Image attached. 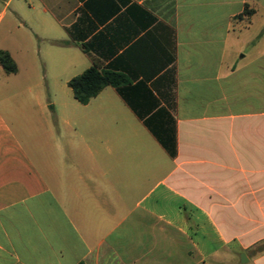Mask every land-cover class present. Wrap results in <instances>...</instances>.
I'll return each instance as SVG.
<instances>
[{
	"label": "crops",
	"instance_id": "crops-1",
	"mask_svg": "<svg viewBox=\"0 0 264 264\" xmlns=\"http://www.w3.org/2000/svg\"><path fill=\"white\" fill-rule=\"evenodd\" d=\"M12 1L0 264H264V51L234 37L264 0ZM23 30L47 89L5 93ZM92 66L126 82L82 104Z\"/></svg>",
	"mask_w": 264,
	"mask_h": 264
},
{
	"label": "rangeland",
	"instance_id": "rangeland-1",
	"mask_svg": "<svg viewBox=\"0 0 264 264\" xmlns=\"http://www.w3.org/2000/svg\"><path fill=\"white\" fill-rule=\"evenodd\" d=\"M2 1L3 0H0V9L2 8ZM17 7L21 16L32 18V14L29 12L25 0H13L7 8V13L11 14L13 11L17 10ZM244 21L246 28L240 31L238 26L236 34L234 35V37L237 36V38H235L237 48L241 49L242 45H247V41H251L252 44L247 48L245 52L247 56H252L259 51H264V8L261 7L256 9L255 13L251 17H244ZM1 28L2 26H0V31ZM23 31H26V33L29 34V37L26 39H19L20 47L19 45L18 47L20 49L18 50V54L16 55L19 63V72L15 78H12L13 82L9 83L8 86H5L3 90V92L5 93L27 94L36 93L38 88L42 90L47 89L45 85H42L40 87L34 85L36 79H40L41 76H43L44 68L42 64H40V66L32 68V34L31 32H28V30ZM249 48H251V50ZM6 77L7 74L0 69V78L5 79ZM29 87L31 88V91L28 90ZM61 104V102L55 103V108L52 109L53 113L55 112V110H57L58 112L60 111ZM242 260L243 258L239 259L240 262Z\"/></svg>",
	"mask_w": 264,
	"mask_h": 264
},
{
	"label": "trees",
	"instance_id": "trees-1",
	"mask_svg": "<svg viewBox=\"0 0 264 264\" xmlns=\"http://www.w3.org/2000/svg\"><path fill=\"white\" fill-rule=\"evenodd\" d=\"M254 13L255 10L250 9L248 5H246L244 11L240 13L237 18L243 19L244 17H251ZM0 65L7 74L17 73L18 71L16 61L6 50H0ZM125 82L126 79L121 74L100 70L92 66L83 73L73 77L69 81V86L72 88L75 98L82 104H87L90 99L100 93L104 87L108 85L119 87Z\"/></svg>",
	"mask_w": 264,
	"mask_h": 264
}]
</instances>
